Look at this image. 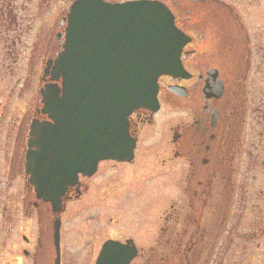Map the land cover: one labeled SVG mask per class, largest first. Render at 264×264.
I'll return each instance as SVG.
<instances>
[{
  "label": "rangeland",
  "instance_id": "1",
  "mask_svg": "<svg viewBox=\"0 0 264 264\" xmlns=\"http://www.w3.org/2000/svg\"><path fill=\"white\" fill-rule=\"evenodd\" d=\"M73 1L0 0V264H33V259L23 253V249L32 248L27 246L24 237L34 242L39 225L35 209L32 207L33 214L27 216L23 208L27 183L18 153L26 144L34 107L40 99L39 77L45 66L48 39ZM225 1L238 13L250 33L264 36V0ZM255 81L260 84L261 92L263 78ZM255 99L258 107L262 101L259 91ZM249 115H246V128L251 122ZM181 116L178 109L162 102L160 112L154 117V126L145 125L140 130L136 163H142L143 172L127 171V165L100 163L98 172L87 182L89 191L79 200L70 201L62 216V264H94L102 243L110 238L136 237L145 255L134 263L141 262L150 253L153 167L154 248L158 247L169 202L182 199L179 196L185 189V161H168L170 126ZM260 120L254 123L256 133L262 131ZM247 139L248 135L239 160L227 166V172L219 173L215 181L216 189L222 192V208L215 211L213 220L220 219L224 227L226 224L223 239L232 236L229 233L232 226L237 227L238 233L237 249L226 250L224 264L234 262V257L231 258L234 250L236 264H264V141L259 143L256 137L257 148L249 149ZM131 184L137 186V192L141 188L145 192L134 196L129 191ZM195 186L194 183L190 188ZM176 206L179 208L181 203Z\"/></svg>",
  "mask_w": 264,
  "mask_h": 264
},
{
  "label": "flooded vegetation",
  "instance_id": "2",
  "mask_svg": "<svg viewBox=\"0 0 264 264\" xmlns=\"http://www.w3.org/2000/svg\"><path fill=\"white\" fill-rule=\"evenodd\" d=\"M160 1L167 5L174 15L176 25L189 37V42L182 53L185 76L164 75L158 80L160 110L162 102H166L172 108L178 109L182 115L170 126L171 149L168 161L174 162L179 159L185 161V189L179 196L182 199L170 200L169 213L165 216V223L160 227L161 236L157 240L158 247L155 249L153 167L151 170L153 184L150 191L152 229L150 243L148 242L151 244L150 253L144 256L141 262L134 263L145 255L136 237L114 240L123 244L131 241V244L137 248V257L130 264H224L226 250L229 247L237 249L238 233L237 227L232 226L229 232L232 236L223 239L226 224L224 227L220 219L213 220L214 214L215 217L217 214L215 211H220L222 208V192L216 189L215 181L219 173H226L227 166H232L239 160V155L244 153L246 135L251 147L249 149L257 148L256 137L259 143L264 141V84L260 92V84L255 81L260 77L264 81V36L250 33L238 13L225 0ZM66 15L65 11L46 45L43 62L45 66L39 77L40 99L34 107L31 121L48 120V117L42 113L40 89L52 82L53 61L63 48ZM257 91L262 101L257 104L258 107H255ZM160 110L152 112L146 108H138L129 117V134L136 140L134 157L131 161L104 162H109L112 166L127 165V171L133 172L131 169H136L143 172L142 163H136L140 130L145 125L154 126V117ZM246 115L251 119L248 128H246ZM260 119L263 123L262 131L256 133L254 123L261 122ZM26 144L18 153L22 159L23 175L27 183L23 208L27 216L32 215L35 209L39 229L38 237L34 242L24 237L27 246L32 248L23 249V253L33 259V264H55L53 222L56 215L52 205L37 198L34 188L27 181L24 172ZM248 152L252 153V151ZM137 175L141 177L140 174ZM124 176L127 177L126 174ZM92 177L80 175L79 183L68 188L61 219L68 203L79 200L89 191L87 182ZM194 183L196 186L191 189ZM129 191H132L134 196L141 191L145 192L143 188L137 192V186L134 184L129 185ZM129 191L124 193L125 197L128 196ZM178 202L181 203L179 208L176 206ZM4 210L5 215L7 208ZM213 210L214 212H211ZM10 218L11 216L8 220ZM214 225L218 227H212ZM235 250L231 256L232 259L234 257L232 264H236ZM62 258L61 243V264Z\"/></svg>",
  "mask_w": 264,
  "mask_h": 264
},
{
  "label": "water",
  "instance_id": "3",
  "mask_svg": "<svg viewBox=\"0 0 264 264\" xmlns=\"http://www.w3.org/2000/svg\"><path fill=\"white\" fill-rule=\"evenodd\" d=\"M187 41L160 1L71 5L64 50L53 68L61 87L41 90L42 111L52 121L32 123L26 162L37 198L51 202L56 214L55 264L65 191L79 173L94 174L101 160L132 158L128 116L139 107L158 109L157 80L183 74L180 56ZM131 243L106 241L95 264H129L137 254Z\"/></svg>",
  "mask_w": 264,
  "mask_h": 264
}]
</instances>
